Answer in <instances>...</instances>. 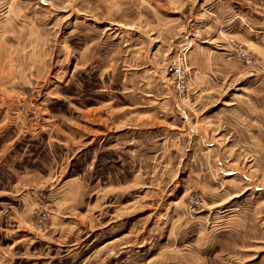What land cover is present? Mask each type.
I'll use <instances>...</instances> for the list:
<instances>
[{"label":"rangeland","instance_id":"1","mask_svg":"<svg viewBox=\"0 0 264 264\" xmlns=\"http://www.w3.org/2000/svg\"><path fill=\"white\" fill-rule=\"evenodd\" d=\"M0 264H264V0H0Z\"/></svg>","mask_w":264,"mask_h":264},{"label":"built area","instance_id":"2","mask_svg":"<svg viewBox=\"0 0 264 264\" xmlns=\"http://www.w3.org/2000/svg\"><path fill=\"white\" fill-rule=\"evenodd\" d=\"M174 72H176V73H177V72H178V69H177V68H175V69H174Z\"/></svg>","mask_w":264,"mask_h":264}]
</instances>
